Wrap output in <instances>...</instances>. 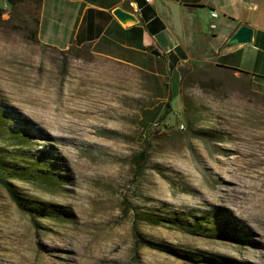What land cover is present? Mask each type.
<instances>
[{"label":"rangeland","instance_id":"obj_1","mask_svg":"<svg viewBox=\"0 0 264 264\" xmlns=\"http://www.w3.org/2000/svg\"><path fill=\"white\" fill-rule=\"evenodd\" d=\"M4 9L0 174L51 213L35 220L0 182V264H190L144 241L264 264V79L189 60L159 91L92 48L42 44L35 0ZM18 133L31 146H13ZM200 218L202 234L184 229Z\"/></svg>","mask_w":264,"mask_h":264},{"label":"crops","instance_id":"obj_2","mask_svg":"<svg viewBox=\"0 0 264 264\" xmlns=\"http://www.w3.org/2000/svg\"><path fill=\"white\" fill-rule=\"evenodd\" d=\"M1 2L0 8L8 6ZM119 7L139 22H119L113 15ZM242 24L256 30L254 43L224 50ZM38 38L62 50L90 45L96 55L150 75L159 91H171L163 58L171 76L189 60H211L264 79V0H43Z\"/></svg>","mask_w":264,"mask_h":264},{"label":"trees","instance_id":"obj_3","mask_svg":"<svg viewBox=\"0 0 264 264\" xmlns=\"http://www.w3.org/2000/svg\"><path fill=\"white\" fill-rule=\"evenodd\" d=\"M20 0H7L8 4L11 6H15ZM35 3L37 4V7L39 8V10H41L42 8V4H43V0H35ZM5 9L4 8H0V17L3 14V11ZM39 22V20H38ZM35 39L37 41V37L35 36ZM85 48H90V45H80V44H74L72 46L69 47V51H74L77 52L79 50L85 49ZM164 61V74H167V59L163 58ZM224 69H228V68H224ZM235 69H228V71H234ZM236 71H240V70H236ZM241 73L245 74L246 76H248V73H245L244 71H240ZM171 110V104L170 101L167 102L166 104V109H165V114L164 117H166L168 115V113ZM4 106L2 104H0V125H4V121L6 120L4 118ZM163 117V118H164ZM151 133L148 134L147 139L145 140V144H149V140H150V135ZM9 139L10 141L13 138V146H20V147H26V146H31V139L34 138V136H30L29 134L26 133H18L17 135H14L13 137L11 136V134L9 135ZM148 149L142 151L141 153H139V158H138V162H139V167L140 169L144 168L148 161H149V156H148ZM41 158V157H40ZM41 163V162H40ZM41 165L43 164H38L35 166V170L37 174H40V176L42 177V180H46V181H51L52 180V173L49 171H42L41 169ZM13 169H17L16 167H13ZM0 172L5 173L4 171V167H3V163L0 162ZM29 175V174H28ZM6 180L2 179V176L0 174V182H2L3 184L6 185L5 183ZM9 192L12 194V196L14 197V200L19 204L20 207L30 211L33 215V218L36 220V218L38 217H49L50 213H51V206L48 204H28V206H26L25 204H23L21 202V199H23L22 197L19 196V194L13 190L8 184L6 185ZM37 208V209H36ZM36 217V218H35ZM148 221L151 224H155V225H160L162 221V219L160 220H156L155 217H151L148 216L147 219H143ZM179 219H176V221L171 220V222L175 223L177 222ZM187 226V227H186ZM204 226L207 227L206 225V219L204 218H200V219H195V221H193V223L191 225H184V229L188 230L189 233H193L196 235H200L204 232ZM146 243V245L154 248L155 250H159L161 252H165V253H169L172 256L179 258L181 260H184L186 262H189L190 264H236L233 260L224 258L223 256H206V254L204 253H192V252H186V253H181L178 252L176 249L172 248V246H165V245H156L155 243L151 242V241H144Z\"/></svg>","mask_w":264,"mask_h":264},{"label":"water","instance_id":"obj_4","mask_svg":"<svg viewBox=\"0 0 264 264\" xmlns=\"http://www.w3.org/2000/svg\"><path fill=\"white\" fill-rule=\"evenodd\" d=\"M113 15L125 26H133L139 22V19L135 14L121 7L115 9ZM255 34L256 30L253 27H250L247 24H242L231 38L228 39L224 46V50L230 51L243 45H252L254 43ZM153 53L156 55L159 54L157 51H154Z\"/></svg>","mask_w":264,"mask_h":264},{"label":"built area","instance_id":"obj_5","mask_svg":"<svg viewBox=\"0 0 264 264\" xmlns=\"http://www.w3.org/2000/svg\"><path fill=\"white\" fill-rule=\"evenodd\" d=\"M146 2H151V0H146ZM212 15H213L212 18H217V16H218V14L215 13V12L212 13ZM211 28H212V29H216V26H215V25H211Z\"/></svg>","mask_w":264,"mask_h":264}]
</instances>
